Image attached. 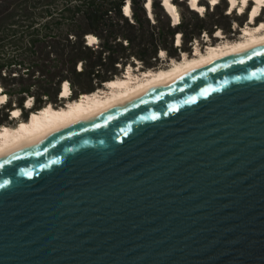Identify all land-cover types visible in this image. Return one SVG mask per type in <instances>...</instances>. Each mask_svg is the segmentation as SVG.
<instances>
[{
    "label": "water",
    "instance_id": "95a60500",
    "mask_svg": "<svg viewBox=\"0 0 264 264\" xmlns=\"http://www.w3.org/2000/svg\"><path fill=\"white\" fill-rule=\"evenodd\" d=\"M0 264H264V42L1 155Z\"/></svg>",
    "mask_w": 264,
    "mask_h": 264
},
{
    "label": "trees",
    "instance_id": "16d2710c",
    "mask_svg": "<svg viewBox=\"0 0 264 264\" xmlns=\"http://www.w3.org/2000/svg\"><path fill=\"white\" fill-rule=\"evenodd\" d=\"M127 1L130 16L122 10L125 0H0V80L5 87L9 81L20 84L15 90H2L10 97L0 107V124L8 120L12 103L25 109V96L34 97L29 112L38 110L56 102L61 84L68 81L77 98L113 78L118 64L124 68L131 57L150 60L159 48L173 56L177 48L172 49L168 38L172 40L177 30L191 41L207 29L191 9L195 23L151 24L145 0ZM171 1L175 5L178 0ZM153 11L155 15L165 13L160 0H152ZM88 34L99 39L98 50L86 43ZM7 76L19 78L8 80ZM23 113L26 118L27 112Z\"/></svg>",
    "mask_w": 264,
    "mask_h": 264
},
{
    "label": "bare ground",
    "instance_id": "6f19581e",
    "mask_svg": "<svg viewBox=\"0 0 264 264\" xmlns=\"http://www.w3.org/2000/svg\"><path fill=\"white\" fill-rule=\"evenodd\" d=\"M160 1L164 12L172 21L171 25H177L180 17L175 5L171 0ZM219 2L220 0L215 4L209 3V5L215 7ZM226 4L227 14L232 15L235 12L238 16L247 15L245 24L239 26L235 23L234 25L235 28L237 26L241 28L239 31L240 35L236 39H227L219 30L215 35L219 40L216 43H212L210 36L204 34L203 39L205 38L204 40L207 43L204 50L199 46V41L195 39L190 53L180 50L178 58L170 57L168 60H166V51L161 49L158 58L161 59V62L167 61V64L157 68H142L140 63H138L137 67L129 64L121 75H116L107 80L102 87H97L92 92L81 93L77 98L73 99L69 97L71 94L69 83L64 81L59 91V98L66 99L63 105L54 107L52 103H47L38 110L30 111L26 119H22L23 110L20 107H14L10 110L12 112L9 120L14 121L15 124H0V156L185 71L202 66L236 51L263 43L264 21L256 23V18L263 10L264 0H226ZM187 5L189 9L196 11L201 16L206 12V8L200 3V0H196L195 7H192L189 0H187ZM144 8L148 17L152 18V0H145ZM201 8L204 9L203 12L200 11ZM122 10L125 16L131 15L129 1L124 4ZM175 34L174 41L176 46H178L181 42L182 33ZM88 36L95 38L92 34H88ZM87 37L88 45H93L94 43H89ZM65 84H67V87H65ZM0 90H2L1 87ZM0 97H7V95L0 92ZM6 101L0 103V107ZM31 105V100L29 99L24 108L29 109ZM12 113H17V115H12Z\"/></svg>",
    "mask_w": 264,
    "mask_h": 264
},
{
    "label": "rangeland",
    "instance_id": "374dc122",
    "mask_svg": "<svg viewBox=\"0 0 264 264\" xmlns=\"http://www.w3.org/2000/svg\"><path fill=\"white\" fill-rule=\"evenodd\" d=\"M220 2L221 3L217 7H212L209 5L208 0H200V3L205 6L206 12L203 16H201L199 13H196V17L203 19V22L206 24L207 29L201 31L199 36L192 38L191 41L185 40L184 37H182V49L181 50H184V51H187L188 53H190L191 52L190 50H192V47H193V46H191V44L194 42L195 39L199 41V46L204 50L207 43L204 40L205 38L202 39L203 35L208 34L211 38V42L216 43V41L219 39L216 38L215 35H216L217 31H219V30L223 33V35L227 39H236L240 35L239 31L241 30V28L239 26L245 24V14L242 16L236 15L235 12L232 15L227 14L228 10H226L227 9L226 0H220ZM174 3H175L176 10L179 14L180 21H184V24H187V23L192 24V23L196 22L195 16L189 12V8H188L186 1L178 0L177 2H174ZM152 13H153L152 18L148 17V15L146 13V17L149 19L151 24L157 22L158 25H161L162 23L169 22V24L171 26L172 21L170 20V18L165 13L162 15H155L154 11ZM256 21L257 22L258 21H264V8L260 12V15L257 17ZM235 23L239 25V26H237V28L234 27ZM187 30H188V32H190L189 26H188ZM176 33H181V31L177 30ZM174 37H175V35L172 37V40H171V38H168L169 44H172V49L174 48V42H175L173 39ZM93 43L94 44H93L92 48L98 50L99 39L98 38L94 39ZM161 49H163V48L158 49L156 58H151L150 60L146 59L145 61L142 62V61L138 60L136 57H131L129 59V61L127 62L126 66L131 64L132 66L137 67L138 63L141 64L142 68H157V67L163 66V65L167 64L168 62L167 61L161 62V59L158 58V54H159ZM175 52L176 53L173 56H169V54L166 53L167 54L166 60H168V58H170V57L178 58L179 52H180L179 49H176ZM135 60H137V61H135ZM79 64L80 63H78L77 68H79V66H80ZM126 66L121 69V67L118 64L119 69H118V71H116V74H114L113 77H115L116 75H121L122 71L126 68ZM24 77H26V76H24ZM7 78H8V80L10 78L18 79L19 76H7ZM8 83L9 84L5 87V85H3V83L0 80V87L5 92L7 90H15L20 85L18 80H15L14 83H12L10 81ZM102 84H104V83H102ZM98 87H100V86H98ZM101 87H102V85H101ZM69 88H70V85H69ZM70 91H71V88H70ZM6 95H7V98L10 97L9 94H6ZM17 96L18 95L16 93H14L12 95L14 101H16L15 98ZM59 96H60V94L58 95L56 102L54 100L51 101V103L53 104L54 107H59V106L63 105L65 100H66V99H60ZM69 97H70V99H73V94L71 93ZM33 98H34L33 96H25V101H24L23 106H25L27 100H29V99L31 100V104L33 105V103H34ZM32 105L29 107V109H31ZM14 107H16V106L14 103H12V108H14ZM29 109H24L23 112H27V115H28ZM5 111H7V110H5ZM9 115H10V112H9ZM22 119H25L24 113H23ZM1 124L14 125L15 122L10 121L9 117H8V120L1 123Z\"/></svg>",
    "mask_w": 264,
    "mask_h": 264
},
{
    "label": "snow or ice",
    "instance_id": "6c2138e0",
    "mask_svg": "<svg viewBox=\"0 0 264 264\" xmlns=\"http://www.w3.org/2000/svg\"><path fill=\"white\" fill-rule=\"evenodd\" d=\"M189 2L192 5V7L196 6V0H189ZM217 2H218V0H209L210 4H215ZM200 11L203 12L204 9L201 8ZM87 39H88L89 43H92L95 38L93 36H88ZM65 87H67V84H65ZM0 91H2V90H0ZM5 100H7V97H0V103H3ZM12 115H17V113H12Z\"/></svg>",
    "mask_w": 264,
    "mask_h": 264
},
{
    "label": "built area",
    "instance_id": "2783aa9c",
    "mask_svg": "<svg viewBox=\"0 0 264 264\" xmlns=\"http://www.w3.org/2000/svg\"><path fill=\"white\" fill-rule=\"evenodd\" d=\"M125 2H127V0H125ZM122 8H123V6H122ZM131 14H132V12H131ZM175 36H176V34H175ZM202 39H203V37H202ZM86 43L88 44L87 41H86ZM191 46H193V43L191 44ZM174 47L177 48V49H179V51L181 50V47H182V34H181V42H180V44L178 46H176V42H174ZM78 69H81V66H79ZM9 112L11 113L12 111H9Z\"/></svg>",
    "mask_w": 264,
    "mask_h": 264
},
{
    "label": "flooded vegetation",
    "instance_id": "af4514ba",
    "mask_svg": "<svg viewBox=\"0 0 264 264\" xmlns=\"http://www.w3.org/2000/svg\"><path fill=\"white\" fill-rule=\"evenodd\" d=\"M246 17H247V15L245 14V20H246ZM256 20H257V18H256ZM256 23H257V21H256Z\"/></svg>",
    "mask_w": 264,
    "mask_h": 264
},
{
    "label": "clouds",
    "instance_id": "9594fccd",
    "mask_svg": "<svg viewBox=\"0 0 264 264\" xmlns=\"http://www.w3.org/2000/svg\"><path fill=\"white\" fill-rule=\"evenodd\" d=\"M8 99V98H7Z\"/></svg>",
    "mask_w": 264,
    "mask_h": 264
}]
</instances>
